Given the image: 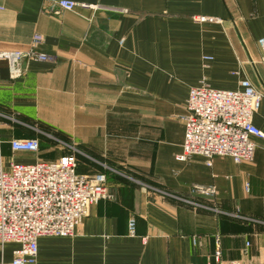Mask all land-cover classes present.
<instances>
[{
	"label": "crops",
	"instance_id": "obj_1",
	"mask_svg": "<svg viewBox=\"0 0 264 264\" xmlns=\"http://www.w3.org/2000/svg\"><path fill=\"white\" fill-rule=\"evenodd\" d=\"M57 1L0 0V50H28L41 34L39 50L53 57L25 61L17 79L0 60L1 151L18 162L58 158L36 125L97 142L102 152L91 153L108 168L94 171L114 198L92 204L75 235L40 237L36 264H218L217 249L222 261L263 258L264 137L253 138L252 162L177 156L191 86L247 79L264 96V0H75L92 7L53 14ZM254 123L264 133V98ZM29 137L37 153L11 151L12 139ZM17 246H4L0 264Z\"/></svg>",
	"mask_w": 264,
	"mask_h": 264
},
{
	"label": "built area",
	"instance_id": "obj_2",
	"mask_svg": "<svg viewBox=\"0 0 264 264\" xmlns=\"http://www.w3.org/2000/svg\"><path fill=\"white\" fill-rule=\"evenodd\" d=\"M78 6H90L75 0H59L49 7L58 14ZM204 20L201 16L200 19ZM44 37L36 34L28 50H0V60L8 63L11 79L23 74L25 59L48 61L52 57L39 50ZM263 53L264 36L258 38ZM263 94L247 79L238 89L215 88L206 82L190 88L186 103L185 137L178 160L194 155L203 156L209 166L216 156H230L235 162H252L255 158L254 137H264L254 123ZM3 113L0 111V129ZM0 132V252L4 245L16 243L9 264H36L38 239L42 236H73L88 214L92 204L112 199L107 176L78 172L74 152L54 160L37 158L35 162H18L3 157ZM13 153L40 150L37 138H14L10 141ZM8 162V165L6 164ZM248 187V186H247ZM206 194L214 190H202ZM134 232L135 222L130 223ZM218 264H264V258L254 261L221 260V250L215 252Z\"/></svg>",
	"mask_w": 264,
	"mask_h": 264
},
{
	"label": "rangeland",
	"instance_id": "obj_3",
	"mask_svg": "<svg viewBox=\"0 0 264 264\" xmlns=\"http://www.w3.org/2000/svg\"><path fill=\"white\" fill-rule=\"evenodd\" d=\"M81 7H84V6H81ZM86 7H92L91 5L90 6H86ZM3 7L0 6V9H2ZM50 9V8H49ZM51 10V9H50ZM74 10V9H73ZM52 11V10H51ZM63 11V10H62ZM61 12V11H60ZM59 12V13H60ZM53 14H55L53 11H52ZM204 17V20H199L200 19V16H198L196 19L199 20V22H206V21H209V22H214V21H217L218 19L214 18V17H208V16H203ZM43 36V35H42ZM41 44V43H40ZM39 44V46H40ZM38 46V47H39ZM52 57L51 54H48ZM53 58V57H52ZM27 60H33V59H25L23 61V63ZM52 60V59H51ZM33 61H39V60H33ZM50 61V60H48ZM23 63H22V68H23ZM23 73H24V70H23ZM23 75V74H22ZM21 75V76H22ZM10 76V75H9ZM20 76V77H21ZM17 79V78H16ZM198 85V84H197ZM195 86V85H194ZM192 87V86H191ZM189 92H190V89H189ZM189 96V94H188ZM188 100V98H187ZM187 103V102H186ZM187 114V113H186ZM185 114V116H186ZM3 115L5 117H7L4 113ZM185 116H184V120H185ZM10 119H14L16 120L15 117H11V116H8ZM185 124V123H184ZM35 130H37V132L39 133L38 135L42 136V137H45L47 139H51V142L52 144L55 146V148H59L61 151H63L64 153H62L60 156L66 154V153H69V152H74L76 154V158H77V164H78V167H77V170L79 173L81 174H85V175H89V176H93L95 174H98V173H103V174H106L104 172H97L94 171L96 169V167L99 165V166H104L106 168H108V166L106 165L105 161L102 160L101 158L93 155L91 153V151L93 152H98V151H101V148H99L97 146V142H88V144L91 145V147H89L90 145L88 146H82L80 143L76 142L73 138L72 139H68V138H62L59 134V132L57 130H48L46 129L45 127H41L40 125H36V126H33ZM264 134V133H263ZM30 138V137H29ZM183 150V149H182ZM256 151V149H255ZM2 152V151H1ZM3 157L6 158L8 157V155L6 156L5 154H3ZM59 156V157H60ZM200 156V155H199ZM13 157V156H11ZM58 157V158H59ZM203 157V156H202ZM57 159V158H56ZM8 160V159H7ZM112 169V168H111ZM107 176V175H106ZM107 185H108V179H107ZM109 187V186H108ZM215 192V191H214ZM112 193V192H111ZM211 194V193H210ZM113 195V198H114V194L112 193ZM209 195V194H208ZM197 205V204H196ZM238 217H241V218H245V216L241 215V214H236ZM259 221H263L262 223H264V218H261V219H258ZM80 226V225H79ZM78 228V227H77ZM77 231V229H76ZM75 231V233H76ZM74 233V235H75ZM6 245V244H5ZM4 245V246H5ZM216 252V250H215ZM14 257V255H13ZM264 258V257H263ZM214 259H215V253H214ZM262 259V258H261ZM13 260V259H12ZM233 260H241V259H233ZM260 260V259H258ZM227 261H230V260H227ZM242 261H254V260H242Z\"/></svg>",
	"mask_w": 264,
	"mask_h": 264
}]
</instances>
